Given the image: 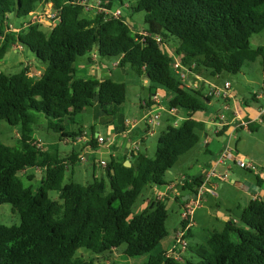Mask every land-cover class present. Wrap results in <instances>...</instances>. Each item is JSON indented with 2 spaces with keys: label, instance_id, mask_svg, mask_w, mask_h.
<instances>
[{
  "label": "trees",
  "instance_id": "16d2710c",
  "mask_svg": "<svg viewBox=\"0 0 264 264\" xmlns=\"http://www.w3.org/2000/svg\"><path fill=\"white\" fill-rule=\"evenodd\" d=\"M94 3L99 10L88 17L85 11ZM124 3L0 0V61L10 45H19L46 64L39 75H31L28 66L11 74L0 71V123L6 121L21 133L14 145L0 140V204H10L19 215L18 224L0 223V264H93V259L76 254L81 247L105 257L118 248L127 257L145 255L137 264H264V196L228 209L230 217L221 230L188 229L185 237L197 235L201 242H189L190 256L180 259L165 250L152 253L167 235L163 200L154 197L132 212L146 187L169 183L163 178L166 172L199 142L201 132L206 133L207 124L194 114L208 111L212 96L174 73V57L190 72L213 76L238 73L260 56L264 63V48L250 45V37L264 30V0H136L127 7L144 13L141 33L123 16L110 13ZM40 7L57 13L51 27L30 19L20 25L10 20L12 14L25 18ZM94 50L103 59L120 57L117 66H130L139 77L146 74L150 96L164 90L168 108L183 109L187 116L161 131L154 156L138 150L111 156L104 176L88 184L64 182L67 167L80 159L38 147L33 125L44 116L61 139L74 138L81 128L70 133L65 125L75 123L87 107L98 104L102 114L113 115L124 102L123 83L77 74V57ZM226 129L222 126L217 135ZM88 143L98 145L93 136ZM127 158L130 166L124 164ZM28 168L43 171L35 189L19 176ZM202 182L201 175L190 176L181 188L192 195ZM49 191H57L58 199Z\"/></svg>",
  "mask_w": 264,
  "mask_h": 264
},
{
  "label": "rangeland",
  "instance_id": "374dc122",
  "mask_svg": "<svg viewBox=\"0 0 264 264\" xmlns=\"http://www.w3.org/2000/svg\"><path fill=\"white\" fill-rule=\"evenodd\" d=\"M136 0H125V3L120 6H114L113 10L119 8L121 10V16L124 17L126 22L130 25L131 29L134 32L140 33L141 29L145 27L143 22L144 13L142 11H131L127 5L135 3ZM99 10L97 4H88L85 14L88 17H93L95 13ZM31 19L30 13L27 17L17 18L15 15H10V20L13 24L20 25L24 20ZM45 32H48L49 29L41 27ZM250 45L254 48L262 46L264 48V30L255 33L250 37ZM19 45H10L5 53L3 59L0 61V71L4 73H16L20 71L23 67H29V73L31 75H39L42 73L46 67V64L38 60L34 54L26 47ZM94 57L91 62L88 61V58ZM117 57H107L101 58L98 53L94 50L91 54L87 53L83 56L77 57L75 61V67L77 74L79 76H87V71L92 65H98L104 71L110 73L109 78L117 82H121L125 87V100L122 104L116 106V110L113 115H104L101 113L100 107L98 104H95L100 111L98 119H95V111L92 107H87L83 112H81L75 123L68 122L65 127L68 132L78 131V128H81L83 133L86 136H90L93 130V134L97 132L105 138H112L115 136L114 130L112 129L111 124L119 125L120 119L126 118L129 121L140 120L139 118L143 115V110L139 106L140 101L143 99H148L150 97L149 90L147 85H143L141 78L137 73L130 67L126 66L125 68L116 67ZM263 58L260 56L255 61L246 63L242 70L238 73H229L221 72L218 75H209L207 76L210 83L216 84L218 86L223 85L224 80L228 79L234 84L233 91L238 99L239 107L247 109V112L244 110L243 114L251 111V109H256L257 103L252 98L255 92H260V83L263 77L262 68H263ZM91 65V66H90ZM93 68V67H91ZM189 78L187 82H191V74L189 73ZM102 77H105L104 75ZM203 85L202 92H206L209 88V83L201 82ZM159 90V89H157ZM241 101V102H240ZM223 99L216 98L212 96L211 101L209 102L208 111H198L196 112L199 116H214L217 115V111L222 106ZM263 103L264 99L258 101ZM249 106V109L246 108ZM235 107L238 108L237 105ZM233 108V105H232ZM148 111V110H147ZM146 111V112H147ZM161 113L159 122L162 124L152 127V134L145 137V144L140 143L139 149L141 152L146 153L149 156H154L156 150L157 138L162 130L166 127L165 121V112L159 111ZM226 119L230 120L232 117L231 113L225 111ZM250 115H248L249 117ZM37 123L33 125L32 136L40 140L45 147L54 149L58 153H64L69 151L72 146L71 144L65 143L61 138L59 133L54 132L48 128V119L44 116H40L37 119ZM240 120V119H239ZM181 122V121H180ZM240 122V121H239ZM145 122H139V127H144ZM250 128L238 129L236 132V146L239 151L251 154L255 160H252L253 165L256 167L257 171H252L248 168H242L238 166L232 159H228L225 164L216 165V171L226 174V181L222 182V186L219 187L215 192L218 194L207 195L204 194L202 199V204L196 208L194 214V225L192 226V231L194 233L199 232L203 227L221 230L224 227V221L222 216L230 217L228 209L236 205L237 196H241L243 199V191L239 190L234 183L229 181L232 177L241 178L248 177L253 179H259L261 181V197L264 196V170L261 169V166L264 165V119H260L258 122H251L249 124ZM215 127H206V133L201 135L199 142L188 152L181 155L172 168L166 172L164 175V180L169 181L170 179L175 180L179 177L177 174L192 175L195 173L196 168L199 167V164L206 163L203 159H210L217 152L220 147V141L226 139V134L222 136H216ZM20 131L17 127L9 125L6 121H1L0 123V140L8 145H14L15 142L20 137ZM204 134H208V138H212L213 142L208 145L210 152H205V143L203 142ZM97 137V135H96ZM95 137V138H96ZM110 140V139H109ZM75 150H78L76 146ZM99 150V146L95 147L94 150ZM237 150V149H236ZM237 150V151H238ZM89 162H81L76 160L73 164L69 165L65 172L64 182L73 181L80 184L91 183L94 178H100L102 168L100 166V158H108V155H88ZM103 156V157H101ZM93 160L95 163H93ZM92 164V165H91ZM225 166H229L228 169H224ZM37 168H28L25 171H21L19 176L22 179V182L25 186H32L36 188L40 184V175L34 176L35 170ZM37 171V170H36ZM32 173L30 176L32 178L28 179L27 174ZM43 175V174H42ZM237 181V180H236ZM240 182V181H239ZM49 196L53 199H58L57 191H49ZM155 195V191L152 186H148L143 190V193L138 198L137 202L132 207V212L136 213L141 210V204L144 199L151 198ZM167 208V218L165 220V227L167 229V235L159 241L157 246L152 250V253H157L159 251H170L174 241H175V232L181 226V217L180 209L173 200H166L165 202ZM242 206H244L242 204ZM218 213V214H217ZM219 216V217H218ZM0 223L6 225L18 224L19 215L14 210L12 206L8 203L0 204ZM188 243L194 244L196 242H201L198 236L187 238ZM77 255H82L86 259H93V264H137L145 260L144 256L139 257H127L122 253V248L113 250L112 253L106 254H95L87 248H79L76 251ZM182 255V254H181ZM190 256L189 252L186 250L184 254ZM182 255V256H183ZM195 260L196 256L193 257Z\"/></svg>",
  "mask_w": 264,
  "mask_h": 264
},
{
  "label": "crops",
  "instance_id": "0c3cea01",
  "mask_svg": "<svg viewBox=\"0 0 264 264\" xmlns=\"http://www.w3.org/2000/svg\"><path fill=\"white\" fill-rule=\"evenodd\" d=\"M93 59H94V57H92V60ZM119 59H120V57H118L116 63H114V65L116 67H118L117 66V62H118ZM91 67H93V68H91ZM91 67L86 72L87 73L86 77L101 78L104 75L105 77L109 78L108 75H110V73L104 71L98 65H92ZM190 74H191V80H190L191 84L194 87L198 88V89H203V85L201 84V82H207V83H209V85L212 84V83L209 82V80L207 78L208 72H206V71H202L201 73L193 71V72H190ZM262 74H263V77H262V80H261V83H260L261 90H260V92H255L253 94V96H252L254 101L257 103L256 109H251V111H248V114L247 113L243 114V111L245 110L247 112V109L243 110L242 108L239 107L238 99H237L234 91L232 90L233 87H234V84H233V86H232V88H231V90L229 92V97L226 100V103L229 106V109H227V110L232 115L230 120L226 119V115H225V111L226 110L222 111V106L217 111L218 114L214 115V116H211V115L210 116H200V115L198 116L197 113L194 114L195 118H197L199 120H202V121H204L207 124L206 127H211L212 125H214V127H215V131L214 132H215L216 136H218L217 132L222 128V126H226L227 129L223 132V134H226L227 138L220 141V147L217 150V152L213 155L212 158L203 159V160L206 161V163H202V164L200 163L199 167L196 168L194 174L187 175L184 172H183V174L179 173V174H177V175H179L178 178L176 177L175 180L170 179L168 181L169 183L166 184V185L152 186L153 190L155 191V195L153 197H151V198L144 199L142 204H141V209L144 208L148 204L150 199H152L154 197L156 198L157 196H160L161 200H163V202H165L166 200H173L177 204V206L180 208L179 200L183 199L188 194L187 192H185L181 188V185L184 183V181L186 179L190 180V176H199V175H201L203 177V179H204V176H205L206 172L212 167V165H214L218 153L220 152L221 148L223 147V145L226 142H228L235 150L236 149L238 150V148H237V146L235 144L236 138H237L236 132L238 131V129H244V128H235V127L239 123H241L242 121H249V124H250L251 122H258L260 119L261 120L263 119V117H261L260 119L258 118V109H259V107L261 105H264V102L263 103L262 102L259 103L258 101L261 100V99H264V64H263V68H262ZM188 77H189V75H188ZM140 78L142 80V83L144 85H146V80L143 77H140ZM225 81H230V80L226 79V80H224V82ZM207 91L204 92V93L206 94ZM165 94H166V92L164 90H162V89H159V90L156 91V95H158V97L160 98V105H162V107H163V109L161 111L165 112V118H166L165 119V121H166L165 124H166V126L168 124H170V123L171 124H180L186 118L187 113L183 109H175L174 111H171L168 108L167 104L165 103L164 99L162 98V96H165ZM146 101H150L149 106L146 104ZM152 102H153L152 101V96L148 97L147 100L143 99V101H140L139 106L143 110V115L139 118L140 120L129 121L126 118L125 119L122 118V119H120V123H119L118 126H116L114 123L111 124L112 125V129L114 130L115 136H113L112 138H109L110 141H108L107 143L99 144L95 137H96V135H100V133L97 132L96 134H93V130H92L91 135L89 137L86 136L82 132L81 135H78V136H76L74 138H72V137L63 138L62 140L65 143L71 144L72 148L69 151H67V152L59 153L60 156H70V155H72L74 153L76 155V157L78 156V158L80 159L81 156L86 155L87 156V160L84 162V163H86V162H89V159H88L89 156L88 155H90V153L94 154V155H98V156L99 155H108V158H100L101 161L108 162L110 160L111 156H117V155L121 156L122 153H127V152L130 155L132 152H135L134 145L136 143L138 144V151H140L139 144L141 142L145 144V137L147 135H150V134L153 133L151 131L152 129L149 130L146 124H145L144 127H139V122H141V121L145 122L144 117H145V114L147 113L146 111L147 110L149 111L151 109V107L155 105ZM223 102H224V100H223ZM232 105H233V108H232ZM235 105H237L238 108L235 107ZM94 107L95 108H97V107L95 105L92 106V108L95 111V119H98L100 111L98 109L96 110ZM246 108L249 109V106H247ZM221 114L224 115L223 119L220 118ZM160 115H161V113H160ZM248 115H250V116L248 117ZM132 123L134 124V127L130 129ZM161 124H162V122L160 121L157 126H159ZM248 128H250V126H248ZM203 133L204 132H201V135ZM223 134H221L220 136H222ZM92 136L95 138V140H96V142L98 144L97 147L99 146V150H96V149L94 150V148H92L90 146V144L88 143V141H90ZM203 139H204L203 142L205 143L204 151L205 152H210L208 145L213 142V139L212 138H208V134H204V138ZM74 146H76L78 150H75ZM43 147L47 148V147L44 146V144H43ZM125 149L127 151H125ZM51 150H54V149H51ZM237 154H239V156H242V157L246 158L247 160H250L251 162H252V160H255V158L251 154H248V153H245V152H241L239 150L237 151ZM101 157H103V156H101ZM127 160H129V158H127ZM93 163H95L94 160H93ZM100 166L103 169L101 174H100V176H104L105 175L104 174V168L105 167H104V165H101V164H100ZM228 168H229V166H225L224 167V169H228ZM36 170H35L34 176H37L39 174L40 175V179H41L43 171L40 168H37ZM31 174L32 173H29L27 175L33 176ZM229 181H231L235 185H236V182L240 181L239 183H243L244 186L248 187L246 189L244 186H242V184L241 185H236V187L239 190L243 191V194H244L243 195V199L244 200H242V197L240 195L237 196L238 199L234 200V201H236L237 204L234 205L231 208H234L236 206L244 207V206L247 205V203L250 200L258 198V197H261V195H260V193L262 192L261 187H260L261 181H259L258 179H256L254 181L253 179H250V178H248L246 176L243 177V178H241L239 176L238 178H234V179L232 177ZM210 182L211 183H217L218 184L217 189L222 186V182H219V180L216 177H211ZM220 184H221V186H220ZM205 194L210 195V193H205ZM217 195L218 194H216L214 196H217ZM203 196H202V199H203ZM178 197H181V198L178 199ZM201 204H202V201H201ZM242 204L244 206H242ZM231 208H229V209H231ZM221 218H223L224 225H225V222L228 221L229 217L222 216ZM181 254L183 255L184 253L178 254L179 257L181 256Z\"/></svg>",
  "mask_w": 264,
  "mask_h": 264
},
{
  "label": "built area",
  "instance_id": "2783aa9c",
  "mask_svg": "<svg viewBox=\"0 0 264 264\" xmlns=\"http://www.w3.org/2000/svg\"><path fill=\"white\" fill-rule=\"evenodd\" d=\"M110 13L116 17L121 16V10L119 8L115 10L111 9ZM30 16H31L30 22L42 23L43 25L48 27H51L58 17L57 13L52 11L50 7L47 8L40 7V9L31 11ZM10 29H12L11 25H10ZM171 67L174 73L180 79L184 80L187 85L193 86L191 82H187L189 78L188 74L190 73L189 69L183 66V64L180 62L178 58L174 57ZM209 86L210 87L208 88L206 95L223 99L224 102L222 103V111L229 109L226 100L228 99L229 92L233 86L232 82L225 81L221 86L212 83ZM152 101L153 104L155 105L152 106L149 111H147L144 117L145 123L149 130L152 129L153 126L159 124V118H160L159 111L163 109L162 105H160V98L158 97V95H153ZM170 110L174 111L175 109H170ZM263 116H264V105H261L258 109V118L260 119ZM220 118L223 119L224 115L221 114ZM248 126H249V121H242L235 128H243V127L248 128ZM133 127L134 124L132 123L130 129ZM96 139L99 144H104L110 141L108 138H105L104 136L101 135H97ZM37 146L43 147V143L40 140H38ZM134 149L135 151L138 150L137 143L134 145ZM228 159H232L238 166L242 168H248L251 169L252 171H257L256 167L253 165V163L250 160H247L246 158L239 156V154H237V151L228 142H226L221 148L220 152L218 153L214 165H212V167L206 172L203 182L197 187L195 198L179 200L180 217L183 224L175 232V236H174L175 241L171 250L168 251V255H171L176 259H180L178 254L184 253V251H186L188 240L185 236L188 229H190L194 225L195 210L197 207L201 205L202 196L205 193L216 195L215 191L218 187V184L211 183L210 182L211 177H216L219 180V182H223L226 180V174L225 173L221 174L220 172H217L216 165L223 164ZM86 160H87L86 155L80 157V161L85 162ZM100 164L105 166L106 161H101ZM261 169L264 170V165L261 166ZM156 199H161V197L157 196Z\"/></svg>",
  "mask_w": 264,
  "mask_h": 264
},
{
  "label": "water",
  "instance_id": "95a60500",
  "mask_svg": "<svg viewBox=\"0 0 264 264\" xmlns=\"http://www.w3.org/2000/svg\"><path fill=\"white\" fill-rule=\"evenodd\" d=\"M143 78L146 80V85L148 86L149 84H150V79H149V77L145 74L144 76H143ZM125 151H127L126 149H125ZM124 164L126 165V166H130V161L129 160H125L124 161ZM236 184L237 185H241L242 184V186H244V184L243 183H239V182H236ZM246 189L248 188L247 186H244ZM195 193H193L192 195H189V194H187L183 199H188V198H195Z\"/></svg>",
  "mask_w": 264,
  "mask_h": 264
}]
</instances>
